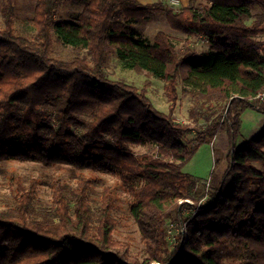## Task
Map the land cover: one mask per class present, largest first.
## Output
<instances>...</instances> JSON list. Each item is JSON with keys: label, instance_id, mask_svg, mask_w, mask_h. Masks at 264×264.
Wrapping results in <instances>:
<instances>
[{"label": "trees", "instance_id": "trees-1", "mask_svg": "<svg viewBox=\"0 0 264 264\" xmlns=\"http://www.w3.org/2000/svg\"><path fill=\"white\" fill-rule=\"evenodd\" d=\"M63 2L37 0L30 18L36 38L17 31L12 0L3 7L0 162L28 160L117 177L130 196L145 255L134 256L115 236L118 189L107 186L95 200L96 179L81 174L75 186L61 178L51 182L54 205L48 208H36L35 182L19 188L15 203L0 210V264H264V128L241 146L235 142L242 113L264 110L257 99L264 87V0H190L178 10L165 0H85L75 17L58 20ZM154 15L207 39L211 49L180 51L167 32L150 39L131 31L132 22ZM54 33L87 54L70 61L53 56ZM112 54L164 81L172 105L181 82L194 101L195 126L158 109L145 87L110 78L105 67ZM205 105L214 117L205 112L207 123L200 124ZM224 131L234 143L228 167L198 204L207 181L183 166ZM185 209L191 211L180 215ZM179 220L185 241L171 248L169 225Z\"/></svg>", "mask_w": 264, "mask_h": 264}, {"label": "rangeland", "instance_id": "rangeland-1", "mask_svg": "<svg viewBox=\"0 0 264 264\" xmlns=\"http://www.w3.org/2000/svg\"><path fill=\"white\" fill-rule=\"evenodd\" d=\"M8 1L9 0H0V27H4L5 25L3 7ZM84 1L85 0H64L56 14V18L59 20L62 18L75 17L76 14L83 9ZM165 1L171 8L176 10L190 4V0H183L180 6L172 7L170 0ZM12 2L17 11V31L27 37L36 38L37 30L31 24L30 18L34 14V7L37 0H12ZM130 29L150 39H153L159 31L167 32L173 37L176 47L180 51L190 49L200 55L211 49V44L207 39L199 36H189L186 33L173 29L168 24L164 15H154L150 18L138 19L130 24ZM53 37L55 39L52 52L53 56L70 61L78 55L85 56L87 54L86 50H74L72 46L64 44L56 33L53 34ZM105 72L112 79H123L139 88L145 87L150 99L158 109L165 112L172 111L176 121L193 127L195 126V121L190 117V111L194 106V101L191 96L182 92L181 82L178 84V100L175 102V105H172V102L167 96L165 82L157 78L149 70L137 71L126 67L119 61L115 54H112L109 56ZM208 108H210V106L207 105L199 108L202 112L198 115L200 124L207 123V119L202 116L205 112L206 116L210 117V120L214 117H211L213 110L211 108L207 110ZM241 120L240 134L235 140L237 146H241L245 141L258 135L263 130L264 110L250 107L242 113ZM195 137V131L187 137L190 144L194 143ZM232 141V137L227 131L222 132L212 142L202 144L196 153L184 164L183 170L204 181L210 180L211 186L219 183L221 180L219 177L228 167L227 156L234 145ZM135 150L142 152L150 150V148L148 146H136ZM81 174L96 179L91 190L92 197L95 200L96 198H100L101 192L107 186L116 187L118 189L119 203L116 216L119 219V226L117 227L115 236L131 245V252L134 256L143 258L145 255L146 243L142 239L138 225L129 214L128 199L130 196L122 190L118 178L111 174L89 170L73 172L68 166H45L28 160L1 161L0 210L15 203L18 190L21 186L29 187L33 182L36 184V208L42 209L51 207L54 205L52 200L53 190L50 186L51 182L61 178L69 181L75 186L77 182L76 176ZM211 186L208 192H210ZM205 200L206 198L204 197L198 204L204 203ZM188 201L193 203L192 200ZM189 211H191V209H185L180 215L186 216L189 214ZM177 221L170 222L168 229L167 244L171 248L176 245L182 246L185 241V223H182L181 220H179V222ZM182 232L184 234L181 239L180 234Z\"/></svg>", "mask_w": 264, "mask_h": 264}, {"label": "built area", "instance_id": "built-area-1", "mask_svg": "<svg viewBox=\"0 0 264 264\" xmlns=\"http://www.w3.org/2000/svg\"><path fill=\"white\" fill-rule=\"evenodd\" d=\"M183 3V0H170V4L172 5V7H178L180 6L181 4ZM257 99H259L260 101L264 102V87L263 89L257 94ZM210 180L207 181V185H206V192H207V195H206V200L204 202H206L209 198V195H208V189L210 187Z\"/></svg>", "mask_w": 264, "mask_h": 264}, {"label": "crops", "instance_id": "crops-1", "mask_svg": "<svg viewBox=\"0 0 264 264\" xmlns=\"http://www.w3.org/2000/svg\"><path fill=\"white\" fill-rule=\"evenodd\" d=\"M139 1H141V2H143V3H148V2H155V1H158V0H139ZM229 153H230V152H228V156H229ZM228 156H227V157H228ZM228 162H229V157H228ZM225 171H226V169H225ZM225 171H224V173H225ZM224 173L219 177L220 179H222ZM219 178H218V179H219ZM218 179H217V180H218ZM220 179H219V180H220ZM217 180H216V181H217Z\"/></svg>", "mask_w": 264, "mask_h": 264}]
</instances>
